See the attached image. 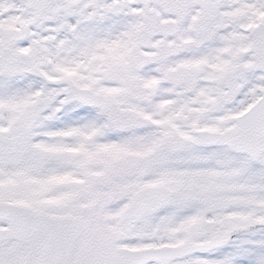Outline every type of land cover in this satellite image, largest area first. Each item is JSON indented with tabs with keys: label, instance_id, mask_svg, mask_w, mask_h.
<instances>
[{
	"label": "snow or ice",
	"instance_id": "obj_1",
	"mask_svg": "<svg viewBox=\"0 0 264 264\" xmlns=\"http://www.w3.org/2000/svg\"><path fill=\"white\" fill-rule=\"evenodd\" d=\"M0 264H264V0H0Z\"/></svg>",
	"mask_w": 264,
	"mask_h": 264
}]
</instances>
